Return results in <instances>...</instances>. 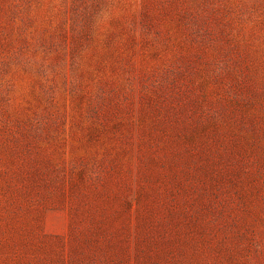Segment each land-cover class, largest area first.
I'll return each instance as SVG.
<instances>
[{"label": "rangeland", "instance_id": "rangeland-1", "mask_svg": "<svg viewBox=\"0 0 264 264\" xmlns=\"http://www.w3.org/2000/svg\"><path fill=\"white\" fill-rule=\"evenodd\" d=\"M0 264H264V0H0Z\"/></svg>", "mask_w": 264, "mask_h": 264}]
</instances>
